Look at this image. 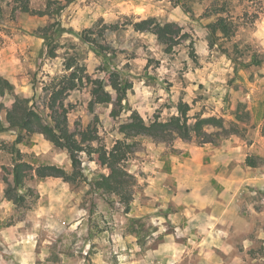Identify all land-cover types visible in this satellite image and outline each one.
I'll return each mask as SVG.
<instances>
[{
    "label": "rangeland",
    "instance_id": "rangeland-1",
    "mask_svg": "<svg viewBox=\"0 0 264 264\" xmlns=\"http://www.w3.org/2000/svg\"><path fill=\"white\" fill-rule=\"evenodd\" d=\"M219 15L236 31L211 45L209 24ZM263 67L264 0H0V74L13 85L0 95V264H264V184L239 192L236 216H213L210 206L189 209L193 199L164 174L181 143L257 137L264 98L254 101L255 117L242 91ZM72 70L77 85L69 89ZM113 72L130 84L125 98L96 102L94 86L112 91ZM59 91L53 112L48 104ZM18 96L84 151L73 179L29 178L13 191L26 198L15 204L1 186L19 153L34 167L73 170L65 147L9 124ZM185 105L189 123L216 116L224 127L205 125L189 139L122 132L133 112L148 124ZM118 141L129 175L115 193L101 182L110 172L103 157ZM251 158L264 165L260 155Z\"/></svg>",
    "mask_w": 264,
    "mask_h": 264
},
{
    "label": "trees",
    "instance_id": "trees-1",
    "mask_svg": "<svg viewBox=\"0 0 264 264\" xmlns=\"http://www.w3.org/2000/svg\"><path fill=\"white\" fill-rule=\"evenodd\" d=\"M29 9V6L26 4L25 10ZM221 11L217 10V14ZM210 36H211V45L217 43L219 37H229L235 34V29L231 26L229 20L219 15L217 20L209 24ZM226 52V50H225ZM253 61L259 63L257 59V54H252ZM72 67V63L68 64V69ZM76 71L72 70L68 76L69 80V89L76 87ZM112 91L105 89L103 82H100L97 86L93 88V94L96 95V102L106 103L114 102L118 105L125 98L126 92L130 87V84L124 79L120 78L118 73L110 74V83ZM13 90L12 83L3 75L0 74V95H5L7 92ZM115 93V97H114ZM63 91L53 92L52 100L49 102L48 107L53 112H57L56 105L58 99L62 96ZM30 98L17 97L12 107L7 111V121L10 125L16 126L20 131L24 130L26 132H39L46 135V137L51 140L56 146L65 147L69 153L71 163H72V172H68L65 168L49 164V165H38L34 167L33 164L23 160L21 156L15 158L13 162V178L10 180L6 178L7 187L5 189V195L7 199L11 200L15 204H18L21 201H25V196L20 194H13V191L23 184L25 180L34 177L44 178L47 176H56L62 177L65 180H71L74 177V174L80 169L81 160L79 158V153L84 151V146L82 141L74 137L66 128H62L60 124L53 125L51 122L43 120L30 105ZM188 107L185 105L179 109L180 114L172 116L168 120H152L150 123H145L143 118L137 113L133 112L130 115V121L122 126V132L126 137L133 135H150L157 138H166L168 136L177 135L183 139L191 138L193 133L197 135H202L203 128L205 125L215 124L219 127H224V118H219L216 116H209L197 119L195 123H189L190 116L187 114ZM119 110L115 111L114 114L117 115ZM134 131V132H133ZM264 135V127L262 130ZM21 138L17 139L19 142ZM210 140H204L203 142H208ZM125 142L118 141L114 148L110 151L108 156L103 157V163H109L110 172L108 175L103 176L101 185L107 191L118 193L123 183L125 182V177L129 173L121 166V161L125 157V152H122L121 146ZM247 164L254 166L256 162L248 156Z\"/></svg>",
    "mask_w": 264,
    "mask_h": 264
},
{
    "label": "crops",
    "instance_id": "crops-1",
    "mask_svg": "<svg viewBox=\"0 0 264 264\" xmlns=\"http://www.w3.org/2000/svg\"><path fill=\"white\" fill-rule=\"evenodd\" d=\"M264 69V67H263ZM246 81V80H245ZM249 90H243L242 95L249 102L247 109L255 117L259 108L254 101L264 98V76L255 80H247ZM261 119L257 123V137L247 138L232 134L219 143L205 142L201 145L181 143L176 152L179 157L171 161V171L164 174L175 176L179 191L186 196L188 208L212 207V215L236 216L241 205L238 204L239 192L245 191L249 185L264 184V165L247 164L248 156L260 155L264 158V108ZM254 117V118H255ZM254 123V122H253ZM15 140V138H14ZM21 152L24 148H20ZM29 151V149H26ZM36 154L41 153L39 145L31 148ZM187 155V157H184ZM13 167V164H12ZM181 189V190H180ZM1 192L5 194L4 186ZM5 198L7 199L6 195ZM8 201H11L8 199ZM222 219V218H221Z\"/></svg>",
    "mask_w": 264,
    "mask_h": 264
}]
</instances>
